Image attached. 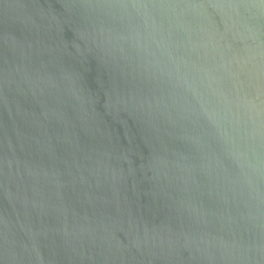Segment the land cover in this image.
I'll return each instance as SVG.
<instances>
[{"label": "water", "instance_id": "obj_1", "mask_svg": "<svg viewBox=\"0 0 264 264\" xmlns=\"http://www.w3.org/2000/svg\"><path fill=\"white\" fill-rule=\"evenodd\" d=\"M0 264H264V0H0Z\"/></svg>", "mask_w": 264, "mask_h": 264}]
</instances>
